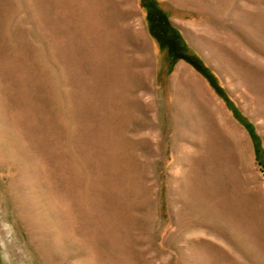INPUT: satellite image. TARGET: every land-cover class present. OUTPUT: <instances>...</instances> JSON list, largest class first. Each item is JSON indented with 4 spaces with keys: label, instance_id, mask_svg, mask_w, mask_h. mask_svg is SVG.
Here are the masks:
<instances>
[{
    "label": "rangeland",
    "instance_id": "rangeland-1",
    "mask_svg": "<svg viewBox=\"0 0 264 264\" xmlns=\"http://www.w3.org/2000/svg\"><path fill=\"white\" fill-rule=\"evenodd\" d=\"M264 0H0V264H264Z\"/></svg>",
    "mask_w": 264,
    "mask_h": 264
},
{
    "label": "trees",
    "instance_id": "trees-1",
    "mask_svg": "<svg viewBox=\"0 0 264 264\" xmlns=\"http://www.w3.org/2000/svg\"><path fill=\"white\" fill-rule=\"evenodd\" d=\"M263 173H264V169H262Z\"/></svg>",
    "mask_w": 264,
    "mask_h": 264
}]
</instances>
